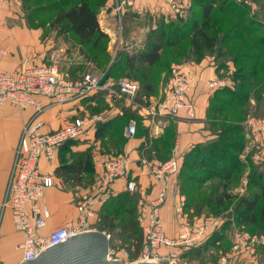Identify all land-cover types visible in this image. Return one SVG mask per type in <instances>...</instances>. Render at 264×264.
<instances>
[{
    "label": "built area",
    "instance_id": "2783aa9c",
    "mask_svg": "<svg viewBox=\"0 0 264 264\" xmlns=\"http://www.w3.org/2000/svg\"><path fill=\"white\" fill-rule=\"evenodd\" d=\"M175 15H184V7L179 0H164ZM252 5L253 0H241ZM22 4V0H0V8ZM130 0H114L113 9L119 23L112 33V50L116 55L121 43V18ZM9 51L0 46V59ZM195 80L193 75L180 63L172 65L167 83L159 98L146 101L137 100L140 85L131 78L115 79L107 70L84 71L78 77H70L61 72L53 58L50 62L34 63L25 61L13 70H0V104H14L20 109L32 108L33 114L25 121L16 145L7 186L1 202V215L11 210L14 227L22 234L19 248L23 259L34 260L42 251L61 240L90 230L92 219L97 216V205L104 204L114 194L113 185L118 179L126 181L130 194L140 193L137 206V220L142 228L144 244L137 261L147 259L173 260L178 247L191 248L199 245L216 228L213 217L194 216L187 211V197L181 190L178 174L181 170L183 154L177 142L173 155L164 162H152L141 157L134 158L129 153H119L106 149L95 140L97 126L109 116V112L86 111L74 115L71 120L55 127L43 114L48 109L61 107L70 102H83L85 99L106 93L134 105L141 113L150 137L154 138L171 118L179 117L185 111L186 117H195V107L189 101V92ZM222 80H211L209 88L222 86ZM264 127V120L260 122ZM139 131V121L131 118L125 128V137L133 139ZM93 139L94 164L100 168L94 192L82 195L77 201L79 212L76 221H68L49 233H41L51 216L50 207L43 201L45 191L57 184L56 177L44 173L41 160L53 164L59 148L69 142ZM261 149L256 140L251 141L246 150ZM264 161V156L261 157ZM147 167L150 184L156 189L153 197L146 198L140 192L141 184L136 168ZM172 201L173 216L178 230L174 234L165 228L163 207ZM107 237L110 234L105 232ZM264 247V235L242 230L237 232L232 253L242 256L246 264H260L259 248ZM125 255V256H124ZM171 255V256H169ZM229 255H227L228 258ZM128 253L110 249L108 260H121L125 264ZM125 258V259H124ZM223 256L218 264H227Z\"/></svg>",
    "mask_w": 264,
    "mask_h": 264
},
{
    "label": "crops",
    "instance_id": "0c3cea01",
    "mask_svg": "<svg viewBox=\"0 0 264 264\" xmlns=\"http://www.w3.org/2000/svg\"><path fill=\"white\" fill-rule=\"evenodd\" d=\"M73 1L79 2L81 0ZM86 1L100 8V13L98 15L100 26L101 28L103 26L107 28L108 32L106 33L110 36L112 41L111 44L109 43V46L112 47V33L119 27L113 9L114 0ZM130 1L131 4L125 6L121 18L122 31L119 50L128 48L144 40L145 37H148L150 30L157 26V22H159L161 18H164L166 21L174 20L175 18V14L172 13L171 8L164 0ZM179 1L184 7L185 15H188V11H190L189 3L191 4V0ZM251 6V9H256L254 11L255 15L259 16L256 12H259L260 8L264 5H262V2L259 0L258 2L257 0H253ZM110 7H112V9L108 11ZM7 14L6 11L0 10V46L5 47L9 51V54L0 59V70H13L25 61L42 63L50 62L54 58L59 70L68 76L70 75V77H76L83 73L81 72L82 67H78L76 64H86L87 67L85 71L89 69L98 71L97 68L93 67V62L91 60L88 61L85 55L81 53L78 37L71 36L66 40L62 37L56 39V34L54 33V35L51 33L45 36L42 27L29 25L25 20L16 21L15 19H7ZM260 20L264 23L262 18ZM122 37H124V40ZM216 61V58L206 54L201 60H190L181 63V65L185 66V68L191 72L195 80L188 95L189 101H191L195 107V117L188 118L186 117L185 111H182L179 117L169 119L162 131L154 138L150 137V132L146 127L147 122L145 123V119L142 118L140 115L141 113L134 105H130L124 100L110 98L104 92L102 93L105 95L103 94L104 96L102 97H90L91 99H85L87 102L85 100L80 103L70 102L61 107L48 109L43 114V117L55 127H58L71 120L74 115L82 114L88 110L90 111L88 104L91 107L98 104V107L100 106L97 109L98 111L95 110L93 112H109L110 116L104 121V123H106L119 116L120 113L123 114V110L126 108H131L132 110L136 109L141 116L142 129H144V131H138L136 137L128 139L129 141L126 147L127 153L134 158H140L143 152L148 153V151L152 149V145L155 141L167 139L166 131L172 126L175 134V141L169 153L171 156L173 155L176 143L178 142L180 144V152L185 155L194 145L213 137L211 130L208 128L207 114L214 94L218 90L224 89L226 86L227 88L235 89V81L233 78L228 77L227 82L222 80V86H217L214 89L209 88V82L211 80H221L219 77V67ZM226 65L227 76L230 75V77H232L234 71L237 69L234 57L230 56V58L227 59ZM73 70L74 72L72 73ZM161 74L162 79L157 84V92L152 94L148 99L159 98L161 96L162 89L169 78L167 70H162ZM140 84L143 86L141 82L139 85ZM262 96L264 99V94ZM100 99L105 101L107 105L101 106V103L99 105L98 102ZM250 102L251 104L253 103V106L257 105L255 104V98L253 96L250 98ZM103 103L104 102H102V105ZM253 106L251 112L247 114L245 119L241 122L239 121L244 126L247 140L241 156L244 157L250 152L253 162L264 171V161L261 159V157L264 156V127L260 125L261 120H264V104L261 105L263 110L260 115L256 114L259 105L255 109H253ZM33 112L34 110L32 108L20 109L14 104H0V264H19L23 259L22 251L19 248L22 234L14 227L11 210L8 209L1 215V202L7 186L14 151L19 141L22 127ZM171 131L172 129H170V132ZM253 140H256L257 144L262 145L260 150H246V146ZM91 141H93V139L89 141H79L78 143H80V145L83 146V150H85L90 146L92 143ZM97 142L101 143V141L98 140ZM148 145L149 147L144 148ZM151 161L154 163L160 162L159 159ZM59 164L60 153H58L57 159L52 165L48 163L47 159L41 160L43 172L54 175L57 181L55 186L49 187L45 191L43 201L50 207L51 216L47 226L41 230V233H49L63 226L68 221H76L79 216L77 201L82 195L92 194L95 191L94 186L96 182L95 184L93 183L94 185L92 184L93 186L91 187L87 186L88 188L84 184L76 185L69 189L64 187L63 180L55 174V169ZM94 171L96 174L100 172V168L95 164ZM135 172L138 173V179L141 184L140 192L143 193L146 198L153 197L156 189L150 184V175L147 167H135ZM91 188L93 189L91 190ZM125 188L126 181L124 179H118L113 185V195L125 191ZM102 205H97V210ZM163 217L165 220V228L168 233H176L178 227L176 226V221L173 216L172 201H168L163 207Z\"/></svg>",
    "mask_w": 264,
    "mask_h": 264
},
{
    "label": "trees",
    "instance_id": "16d2710c",
    "mask_svg": "<svg viewBox=\"0 0 264 264\" xmlns=\"http://www.w3.org/2000/svg\"><path fill=\"white\" fill-rule=\"evenodd\" d=\"M217 1L218 3H221V5L226 6L228 10L227 16L233 17L234 19L233 23L229 22V24L233 25L227 27V38L224 41L227 43V53L230 54V56L234 57V62L237 66L236 71H234L233 73V80L236 84L235 89L224 88L218 90L214 94L209 106L207 119L209 121L210 111L215 108V105L213 104L217 99L219 102L227 101V113L232 112L234 116L231 119L232 114L230 113V115H227V117H225V119H227V123L233 124L231 127L228 126L227 130L229 129L233 133L237 134V139L233 140L238 141V143H236L235 145V151L232 150L231 153L227 154L229 164L227 163L225 165H228V169L226 168V166H224V164H219L218 166L221 167L220 170H223L227 173L224 177L227 178V180L236 178V175L239 176L238 174H240L243 167L246 168L247 166H250V168H255L252 169L254 175L252 174L251 180H248V176H245V178L247 177L245 179L246 183L252 185L254 189L252 191H249L248 194L239 197L238 206L236 208V221L239 225L244 227L259 224L264 231V205H261L260 203L262 200H264V171H262L253 162V160L250 159L251 157L248 159H244L241 156L247 140L245 137L244 126L240 123L249 113L246 104L250 103V98L254 95L253 93L260 92V95L264 94V23L262 20L257 19V15H255V13H250L252 11L251 7L245 5L241 0ZM217 6L218 5L216 0H191V9H189L190 13H188L189 17L184 13V15H175L174 20L166 21L164 18H161L160 21L157 22V26L154 29H151L148 33V41L145 43V45L136 47L131 50L122 48L118 51L116 58L119 54L125 55L126 62L131 67H133L135 63L138 62L140 65L148 67L159 65L161 68L158 78L155 77L154 79H152V74H146L143 75L140 79H134L138 82L140 81L143 84V86H141L140 84L137 100L146 101L152 94L157 92V84L162 79V70H167L168 74H170V70L173 64L182 63L180 61L174 62L172 61L173 59L162 61V55L165 47H175L182 41L181 39H190L193 48H196V50L204 46H206V48H213L216 45L219 40H216L215 36L213 34H210L209 30L213 28V25H215L214 23H212V18L214 11L216 9L220 10V8H218ZM53 7L56 13H54V17L50 23H47L45 21L40 25H30L45 28L48 27V24H50L54 28L59 27L61 29L60 35H58L59 33L56 34L59 37L65 38L66 40L71 36L78 37L81 53L85 55L88 61L91 60L93 62V58L89 52L88 47L93 46L96 48L102 40L108 41L109 39V35L105 31H103L100 26L98 18L100 8L96 5L94 6V4H91L86 0H81L79 2H75L73 0H61L60 3H57L56 6L53 5ZM172 29H175L177 33L180 32V37L176 39L172 37L170 38L169 36L166 37L167 34L174 33V31L167 33V30L169 31ZM155 33L158 37L157 41H153ZM189 34L191 36L187 37ZM240 44L242 45L240 46ZM247 47L248 49L243 51V49ZM204 55H206V53H201L193 60H201ZM76 66L82 67L81 72H84L87 67L86 64H76ZM100 70H107L108 76L115 79L126 78L113 75L110 67ZM73 72L74 70L72 71V73ZM79 75H77L76 77H78ZM146 76L149 77V79L146 78ZM261 76L263 77L261 78ZM103 94L104 93H99L91 97L98 98L105 95ZM225 94H227V99L223 97V95ZM85 101L87 102V100ZM102 102H104L103 105ZM98 103L99 105L101 103V106L107 105L106 102L101 99ZM88 107H90V111H95L100 106L98 107V104H96L95 106L91 107L88 104ZM123 112V114L120 113L119 116L112 120H109L106 123H100L96 129L95 140H100L102 144L103 142L101 140V136H105L106 132L109 131L113 123L118 119L127 118L128 123L131 118L135 117L139 121V126L142 125L141 116L136 109L132 110L131 108H126L125 110H123ZM89 140L90 139L83 141ZM79 141L80 140L69 141L63 144L58 151V153H60V164L56 167L55 174L63 180L64 187H66L67 189L76 185H83L85 174L94 169V165L90 157V148L91 145L94 144L93 141H91L92 143L87 149H85L84 153L78 155L77 157L71 156L72 151L67 147H69L70 145L72 146V144L78 143ZM164 142L165 141L163 139H159L152 145V149L156 147L154 150L158 154V157H161L165 152L163 150V147H165L166 145L163 146L162 144ZM199 144L200 143L194 145L192 149L187 152V154H189L190 156H194V159L191 158V168L195 167V158L198 157V155L200 154V149H202ZM102 146L106 149H111L107 148L104 144H102ZM217 147V143H214L213 147H211L215 156L217 153ZM171 149L169 150V152L171 151ZM154 150H151L150 152L152 153L154 152ZM250 161L252 162V164L250 163L251 165H247V163H249ZM205 163V158L201 157L198 164L200 166H205ZM182 166L183 161L181 169ZM218 174L221 175V173ZM189 180H191V177H189ZM198 180L201 181L203 180V178L199 177ZM180 185L181 190L184 193L181 182ZM132 195L133 194H130L127 191L112 195L110 199H108V201L105 202L97 210V214L100 209L102 210L106 207V204L108 202H111L113 204L116 203L118 207L119 205L124 203L122 202L124 199L130 198V196ZM230 197L231 195L227 193V198ZM224 199L225 195L220 196L219 201L221 204H223L222 202L224 201ZM189 207L190 206L187 200L186 208L190 215L192 217L200 216L196 214L192 208ZM136 214L137 205H135L134 207H128V209L126 210V215L122 223H120L121 230L119 233L124 235L128 239L133 240V243L135 245L134 254L136 255V257H138L142 251V247L144 244V235L142 228L137 220ZM116 220L117 215L115 211L102 212L100 214L99 228L101 230H112L116 227ZM258 234L264 235V232ZM220 239H222L221 236H215V238L213 237L214 241H212L216 243V241L219 242ZM260 252H264V247L259 248V253Z\"/></svg>",
    "mask_w": 264,
    "mask_h": 264
},
{
    "label": "rangeland",
    "instance_id": "374dc122",
    "mask_svg": "<svg viewBox=\"0 0 264 264\" xmlns=\"http://www.w3.org/2000/svg\"><path fill=\"white\" fill-rule=\"evenodd\" d=\"M259 1H261L262 5H264V0ZM60 2L61 0H22V4L18 7L16 5H12L8 7H1L0 10H4L8 13L7 19H15L16 21L25 20V22L29 25H40L45 21L47 23H50L52 21L54 13H56L53 5L56 6L57 3ZM216 2L218 5L217 7L220 8V10L216 9L214 11L212 23H214L215 25H213V28L211 30H209L210 34H213L216 40H219L216 45L213 48H206V46H204L196 50V48H193L190 39H186L187 41L181 39L182 41L177 46L165 47L162 55V61L173 59L172 61L174 62L180 61L184 63L186 61L195 59L201 53H206L217 59L216 63L219 67V77L221 80L227 82V77L233 78V76H227L226 62L227 59L230 58V54L227 53L228 47L227 43L224 40H226L227 38V27L233 25L229 24V22L233 23L234 19L233 17L227 16L228 10L226 6L218 3L217 0ZM189 7L191 9L190 3ZM251 10L250 13H254L256 9ZM188 13L190 12L188 11ZM256 13L259 15L257 16V19L262 18L264 20V6H262L259 12ZM187 16L189 17V15ZM43 30L45 36H48L51 33H59L58 35H60L61 32V29L59 27L54 28L50 24H48V27H43ZM173 31L174 33L167 34L166 37L169 36L170 38L172 37L174 39L180 37L181 33H177L175 29L169 31L167 30V33ZM58 35H56V39L59 37ZM154 35L155 36L153 37V41H157V34L155 33ZM189 36L191 35L189 34L187 37ZM122 39L124 40V37H122ZM111 42L112 41L109 36L108 41L102 40L96 48L93 46L88 47L89 52L93 58V67L97 69L110 67L112 74L115 76L140 79L143 75L152 74V79H154L155 77L158 78L159 71L161 70L159 65L148 67L140 65L138 62H136L135 65L131 67L126 62L125 55L119 54L116 58V55L114 54L115 52L112 50V47L109 46V43L111 44ZM241 45L242 44H240V46ZM246 49H248V47L244 48L243 51ZM262 77L263 76H261V78ZM146 78L149 79V77L147 76ZM225 88H227V86ZM253 94V97L255 98V104L257 105L253 106V103L251 104L250 102L249 104H246V106L248 107L249 112H251L252 106L253 109H255L259 105V109L256 114L260 115L263 110V107H261V105L264 104V99L262 98L263 96L260 95V92ZM223 97L227 99V94L223 95ZM213 105H215V108L210 111L209 121L207 123L213 137L199 144L202 149H200V154L198 155V157L195 158L196 162H194V168H191V158L194 159V156H190L187 153L184 155V158L182 160L183 166L178 174V180L183 186V191L190 206L189 208H192L194 212L200 216L215 218L217 226L213 230V232H211V235H208L199 245L191 248L178 247L175 251V256L171 257L173 260H170V262L174 261V264H218L220 259L223 256L227 258V255H229L227 258V264H246V260L242 256L237 254L233 255L232 253V248L236 239L237 232L242 230L255 234L264 232L263 228L259 224L244 227L239 225L236 221V208L238 206L239 197L248 194L249 191H252L254 189L252 185L246 183L245 179L247 177L245 178V176H248V180H251L252 174L254 175L252 169L255 168H250V166H247L246 168L243 167L240 174H238L239 176L236 175V178H232L231 180H227V178H224L227 173L223 170H220L221 167L218 165L224 164L226 168L228 167V165H225L227 163L229 164L227 154L231 153L232 150L235 151V145L236 143H238V141L233 139H237V134L233 133L229 129L227 130V127H231L233 124L227 123V119H225V117H227V115H230V113L232 114L231 119L232 117H234L232 112L227 113V101L219 102L217 99ZM126 124L127 118L116 120L109 131L106 132L105 136H101V140L103 142L102 144H104L107 148L118 151L119 153H127L128 151H126V147L129 140L124 136V129ZM139 127V131H144V129H142V125H140ZM170 129H172L171 132ZM170 129H167V139H164L165 142L162 143L163 146L166 145L165 147H163V150L165 152L162 154V156L158 157V154L154 150L156 147H154V149H151L154 150V152L151 153V150L148 151V153L143 152L142 157H145L149 160H157L159 158L160 162H164L169 159L171 157L169 150L171 149L175 141V134L172 126L170 127ZM214 143L218 144L216 156L214 155V152L211 148L213 147ZM149 145L145 146L144 148L149 147ZM70 146L67 148L71 149L72 157H77L78 155L85 152V150H83V146L80 145V143H75L72 144L71 147ZM95 148V144H92L90 148V157L93 165ZM253 148L254 146L252 147V149ZM201 157L205 158L206 160L205 166H200L198 164ZM250 157L251 153L249 152L243 158L248 159ZM250 159L252 160V157ZM250 163L252 164V162L250 161L249 163H247V165H251ZM218 173H221V175H219ZM97 177L98 174L95 173L94 169L89 171L84 176V185L86 187L93 186L97 181ZM189 177H191V180H189ZM199 177L203 178V180L199 181ZM92 189L93 188H91V190ZM227 193L231 195L230 198H227ZM222 195H225V199L222 202L223 204H221L219 201V198ZM140 197L141 196L139 193L133 194L132 196H130V198L124 199L122 201L124 203H122L118 207L116 203L113 204L111 202H108L104 209L99 210L97 216L92 219V224L90 225V230H101L99 228L100 214L106 211L116 212V227L112 230L105 229L101 231L107 232L111 235L109 238L110 249L114 248L116 250L127 251L128 257L127 259L124 258L126 263H134L139 256L136 257V255L134 254L135 245L133 243V240L128 239L127 237L119 233L121 230L120 223H122L128 207H134L135 205L138 206ZM260 203L261 205H264V200H262ZM215 236H221L222 239H220L219 242L216 241V243H214L213 237L215 238ZM259 262L260 264H264V252H260Z\"/></svg>",
    "mask_w": 264,
    "mask_h": 264
},
{
    "label": "water",
    "instance_id": "95a60500",
    "mask_svg": "<svg viewBox=\"0 0 264 264\" xmlns=\"http://www.w3.org/2000/svg\"><path fill=\"white\" fill-rule=\"evenodd\" d=\"M112 7L108 9L110 11ZM102 30L108 32L105 26ZM148 37L131 46L128 50L145 45ZM109 238L101 230L87 231L67 237L42 251L34 260L21 261L19 264H125L121 260H108ZM131 264H148L137 261ZM171 264L169 260L161 263Z\"/></svg>",
    "mask_w": 264,
    "mask_h": 264
},
{
    "label": "bare ground",
    "instance_id": "6f19581e",
    "mask_svg": "<svg viewBox=\"0 0 264 264\" xmlns=\"http://www.w3.org/2000/svg\"><path fill=\"white\" fill-rule=\"evenodd\" d=\"M148 264H155V263H161V260L158 259H147L145 260ZM152 261H157V262H152ZM171 264H174V261L171 262Z\"/></svg>",
    "mask_w": 264,
    "mask_h": 264
}]
</instances>
